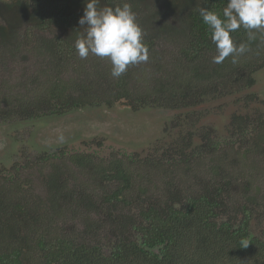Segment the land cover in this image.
<instances>
[{
  "label": "trees",
  "instance_id": "obj_1",
  "mask_svg": "<svg viewBox=\"0 0 264 264\" xmlns=\"http://www.w3.org/2000/svg\"><path fill=\"white\" fill-rule=\"evenodd\" d=\"M143 1L127 0L133 10ZM122 2L100 0L99 5L113 7ZM226 3L227 0H167L168 7L183 13L182 34L174 36V40L179 44L178 59L189 74L184 84L173 76L168 93L155 81L156 96L166 93L163 98L167 106L176 102L186 105L185 100L194 106L204 98L227 94L249 64L264 66V34L258 33L255 40L249 41L243 28L231 33L237 45L243 42L249 49L239 57L237 65L231 63V57L220 64L212 62L210 57L217 54L215 44L199 8L222 13ZM84 7L85 0H0V45L5 47L4 56L11 54L14 46L17 48L21 29L28 33L59 27L79 35L78 21ZM155 15L151 14V19ZM171 30L164 28L168 38L175 35ZM143 42L147 49L152 46L150 39L144 38ZM42 48L44 54L60 63L69 61L75 51L74 40L65 34L41 38L37 49ZM250 75L244 84L248 87L254 83ZM104 77L80 87L64 81L57 73L39 85L37 96L16 98L12 110H6L3 116L29 120L53 115L62 120L84 108L128 101L134 109L145 101L142 93H134L128 69L119 78L110 77L108 81ZM191 78L193 85L189 84ZM246 118L232 116L231 126L237 135L248 130ZM209 129L192 125L186 132L177 131L181 140L176 143H182L178 162L186 161V151L198 146V140L208 139ZM94 138L92 141L100 145L101 139ZM64 153L59 149L58 153H46L38 159L50 168L43 176L45 197L17 183L19 163L7 172L0 171V264H264V193L260 198L250 194L236 206L222 197L227 182H213L209 184L211 190L206 183L202 191L188 195L173 191L163 199L144 189L128 193L134 179L129 162L134 161L114 156L94 160L92 153L72 152L67 158L69 164L100 178L99 190L91 191L93 186L73 178L68 162H53ZM164 161L173 159L149 156L141 162L152 167ZM124 207L131 209L125 212ZM67 215L82 224L78 235L52 228L59 217ZM253 221L260 226L258 234L252 228Z\"/></svg>",
  "mask_w": 264,
  "mask_h": 264
},
{
  "label": "rangeland",
  "instance_id": "obj_2",
  "mask_svg": "<svg viewBox=\"0 0 264 264\" xmlns=\"http://www.w3.org/2000/svg\"><path fill=\"white\" fill-rule=\"evenodd\" d=\"M166 2L144 0L133 10L143 31V39L152 41L148 49V60L128 68L132 75L129 83L134 93H142L145 101L134 109L128 101H118L108 106L102 104L75 112L71 121L79 122L83 118L77 126L84 124L86 133L91 132L89 128L97 131L102 127L108 134L97 131L91 136H78L67 145L65 153L57 155L53 162L57 160L67 163L68 156L76 151L92 153L94 160L110 156L124 157L134 161L132 164L129 162L134 179L128 193H141L139 189H144L146 193H153L161 199L173 191L183 195L198 193L206 183L208 190H211L213 187L209 184L213 182H227L225 193L221 194L233 206L243 204L245 197L250 194L260 198L264 193V66L249 64L247 69H243L241 80L227 94L204 98L194 106L186 100V105L176 102L173 106H167L163 96L168 93V83L173 76L179 78L178 83L187 82L189 74L183 61L178 59L179 44L174 40L182 34L183 13L177 8L168 7ZM151 14L156 15L151 19ZM165 27L172 29L175 34L173 38H168L164 32ZM83 32V28L79 35L59 27L28 33L26 29H21L16 39L17 48L14 46L11 54L4 56L5 47L0 45V171L7 172L13 164L19 163L21 168L17 183L41 197L46 194L43 176L50 168L44 165L46 162H38V159L49 153L48 150L58 148L49 147L48 130L55 124L66 123V120L61 121L58 116L52 115L22 120L3 114L6 110H12L16 98L23 100L37 96L39 85L57 73L64 81L80 87L98 82V77L102 76L108 81L112 80L111 63L107 58L89 54L86 59H81L75 50L69 61L60 63L56 58L44 54L43 48L37 49L41 38L64 34L72 38L75 45V40ZM249 73L254 83L248 87L244 84ZM155 81L166 92L159 95V98L156 96L158 91ZM189 84H194L192 78ZM91 111L96 115L92 116ZM234 115L247 117V131L238 135L235 133L236 129L234 131L231 126ZM173 122L178 124L174 126ZM192 125L209 126L208 139L202 142L198 140V146L190 152L186 151V161L178 162L181 159L178 150L182 143H176L181 140L177 131L186 132ZM93 137L101 139V144L92 141ZM2 139L6 142L3 148ZM149 156L172 158L173 162L164 161L161 165L151 167L141 162ZM67 164L74 179L93 186L91 191L99 190L98 176L90 171L81 172L69 162ZM130 209L124 207L125 212ZM68 216L59 217L52 228L59 233L78 235L82 224L79 219L71 220ZM252 228L255 234L259 233L260 226L256 221H253Z\"/></svg>",
  "mask_w": 264,
  "mask_h": 264
},
{
  "label": "clouds",
  "instance_id": "obj_3",
  "mask_svg": "<svg viewBox=\"0 0 264 264\" xmlns=\"http://www.w3.org/2000/svg\"><path fill=\"white\" fill-rule=\"evenodd\" d=\"M99 4L100 0H85L83 15L78 21L84 32L75 40V50L81 59L89 54L107 58L111 63V76L119 78L130 65L146 62L148 49L127 0L114 8ZM199 15L211 31L217 53L212 58L215 64L231 57L235 65L249 50L243 42L237 45L231 33L243 28L249 41L255 40L258 33L264 34V0H227L222 13L200 7Z\"/></svg>",
  "mask_w": 264,
  "mask_h": 264
},
{
  "label": "flooded vegetation",
  "instance_id": "obj_4",
  "mask_svg": "<svg viewBox=\"0 0 264 264\" xmlns=\"http://www.w3.org/2000/svg\"><path fill=\"white\" fill-rule=\"evenodd\" d=\"M172 112H174V111H172ZM65 117H67V116L62 117L61 121L66 120V123L63 122L61 124H55L53 128L48 130V138H49L48 143L50 144L49 147H58V148L48 150L49 153L53 154L54 152H56L59 149L66 150L67 145L69 143L73 142L74 139H77V137L80 135H82V136L90 135L91 136V132H92L91 128H89L91 132L86 133L84 124L77 126V123H80V122H75V121L73 122V121H71L72 117L70 119H65ZM82 120H84V119L82 118ZM56 143L58 145L53 146V144H56ZM5 144H6V142L4 141V139H2L1 140V147L3 148L5 146ZM59 145H62V147H59Z\"/></svg>",
  "mask_w": 264,
  "mask_h": 264
},
{
  "label": "water",
  "instance_id": "obj_5",
  "mask_svg": "<svg viewBox=\"0 0 264 264\" xmlns=\"http://www.w3.org/2000/svg\"><path fill=\"white\" fill-rule=\"evenodd\" d=\"M91 130H92L91 135L95 134V132H97V131H104L105 133L108 134L107 130H105V129L102 128V127H101V129H98L97 131H94V129H91ZM153 250H154V251H157V248H154Z\"/></svg>",
  "mask_w": 264,
  "mask_h": 264
}]
</instances>
